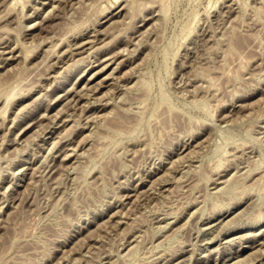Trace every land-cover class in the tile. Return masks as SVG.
<instances>
[{"label":"rangeland","instance_id":"obj_1","mask_svg":"<svg viewBox=\"0 0 264 264\" xmlns=\"http://www.w3.org/2000/svg\"><path fill=\"white\" fill-rule=\"evenodd\" d=\"M0 264H264V0H0Z\"/></svg>","mask_w":264,"mask_h":264},{"label":"bare ground","instance_id":"obj_2","mask_svg":"<svg viewBox=\"0 0 264 264\" xmlns=\"http://www.w3.org/2000/svg\"><path fill=\"white\" fill-rule=\"evenodd\" d=\"M1 2H2V1H1ZM2 3H3V2H2ZM50 3H51V2H50ZM55 4H56V3H54V5H55ZM51 5H52V4H51ZM112 7H113V6H112ZM51 8H52V7H51ZM55 13H56V12H55ZM108 18H109V17H108ZM86 39H87V38H86ZM90 40H91V39H90ZM85 41H86V40H85ZM82 42H83V41H82ZM80 43H81V42H80ZM77 44H78V43H77ZM3 45H4V44H3ZM78 45H79V44H78ZM81 45H83V44H81ZM84 45H85V44H84ZM87 46H88V45H87ZM10 50H11V49H10ZM79 51H80V50H79ZM3 52H4V51H3ZM117 55H119V54H117ZM9 57H10V56H9ZM12 58H13V57H12ZM111 59H112V58H111ZM111 59H110V60H111ZM98 61H99V60H98ZM106 61H107V60H106ZM115 63H116V62H115ZM105 64H106V63H105ZM103 67H104V66H103ZM101 70H102V69H101ZM95 73H96V72H95ZM84 83H85V82H84ZM84 83H83V84H84ZM87 86H88V85H87ZM87 88H88V87H87ZM87 88H86V89H87ZM94 88H95V87H94ZM78 90H79V89H78ZM75 91H76V90H75ZM79 94H80V93H79ZM64 99H66V98H64ZM72 99H73V98H72ZM67 100H68V98H67ZM259 246H260V245H259ZM259 250H260V249H259Z\"/></svg>","mask_w":264,"mask_h":264}]
</instances>
